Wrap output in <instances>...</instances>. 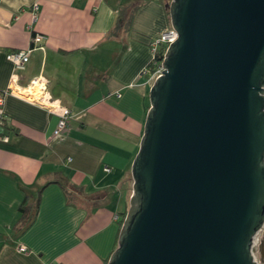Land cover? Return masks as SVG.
I'll return each instance as SVG.
<instances>
[{
    "label": "crops",
    "instance_id": "obj_1",
    "mask_svg": "<svg viewBox=\"0 0 264 264\" xmlns=\"http://www.w3.org/2000/svg\"><path fill=\"white\" fill-rule=\"evenodd\" d=\"M169 27L165 0H0V92L17 91L0 123V264L106 263L132 194L153 41ZM35 32L42 46L15 68L7 53ZM64 108L74 116L55 135ZM37 200L22 226L20 207Z\"/></svg>",
    "mask_w": 264,
    "mask_h": 264
},
{
    "label": "water",
    "instance_id": "obj_2",
    "mask_svg": "<svg viewBox=\"0 0 264 264\" xmlns=\"http://www.w3.org/2000/svg\"><path fill=\"white\" fill-rule=\"evenodd\" d=\"M105 264H264V0H170Z\"/></svg>",
    "mask_w": 264,
    "mask_h": 264
},
{
    "label": "built area",
    "instance_id": "obj_3",
    "mask_svg": "<svg viewBox=\"0 0 264 264\" xmlns=\"http://www.w3.org/2000/svg\"><path fill=\"white\" fill-rule=\"evenodd\" d=\"M177 37H178V32L173 27H169L168 29L164 30L160 34V36H158L153 41V45H152L153 56L150 62L151 65L149 66L150 80L154 81L156 77L163 74L162 70L164 69V67L162 65V62H163L164 53L167 49V46ZM42 40H43V35L35 32L32 38L33 46L31 45L30 48H26V49H17V50L9 51L7 53V59L14 64L15 68L17 69L24 68L26 63L29 61L30 53L33 50L34 46H40ZM162 46L165 47V50L163 54L160 56V52H161L160 48ZM39 81H40L39 78H36L32 80V83L38 84ZM10 92L16 93L17 91L11 88L9 90L0 92V123H2V119L4 116V109H3L4 98L5 95L9 94ZM73 116L74 114L72 110L69 108H64L61 111L60 118L58 121V126L55 130V135L61 134V132H63L67 128L68 122L71 120V118H73ZM20 250L22 251L25 250V247L24 246L20 247Z\"/></svg>",
    "mask_w": 264,
    "mask_h": 264
},
{
    "label": "trees",
    "instance_id": "obj_4",
    "mask_svg": "<svg viewBox=\"0 0 264 264\" xmlns=\"http://www.w3.org/2000/svg\"><path fill=\"white\" fill-rule=\"evenodd\" d=\"M169 1L170 0H165V4H166V10L167 12L169 13V10H168V4H169ZM161 52H160V56L163 54L164 50H165V47H161L160 48ZM151 65V63H149V66ZM4 118V117H3ZM38 204H39V200H37L35 202V204L30 207V206H26V205H22L20 208H21V212H22V215H21V218L19 220V223L22 225V226H27L29 225L30 223H32V221L34 220L35 218V215H36V212H37V209H38ZM125 214L126 212H124L123 214V217L122 219H120V226L122 225V222H123V219L125 217ZM107 262V261H106Z\"/></svg>",
    "mask_w": 264,
    "mask_h": 264
},
{
    "label": "rangeland",
    "instance_id": "obj_5",
    "mask_svg": "<svg viewBox=\"0 0 264 264\" xmlns=\"http://www.w3.org/2000/svg\"><path fill=\"white\" fill-rule=\"evenodd\" d=\"M261 238H264V231L262 232Z\"/></svg>",
    "mask_w": 264,
    "mask_h": 264
}]
</instances>
